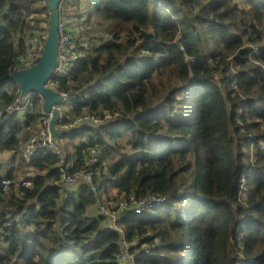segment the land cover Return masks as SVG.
I'll return each mask as SVG.
<instances>
[{
  "label": "trees",
  "instance_id": "obj_1",
  "mask_svg": "<svg viewBox=\"0 0 264 264\" xmlns=\"http://www.w3.org/2000/svg\"><path fill=\"white\" fill-rule=\"evenodd\" d=\"M239 1L64 0L72 33L86 30L76 18L99 20L113 39L88 55L83 41L71 73L55 79L61 90L92 89L62 124L112 116L66 127L64 155L24 161L23 197L0 192V264H120L123 237L98 205L118 210L131 194L166 197L119 219L135 264H264V0ZM43 12L47 0H0V79L47 29ZM19 93L1 83L0 108ZM41 119L38 100L31 113L1 115V151L16 152ZM94 150L85 169L95 190L61 181V166L73 174Z\"/></svg>",
  "mask_w": 264,
  "mask_h": 264
},
{
  "label": "built area",
  "instance_id": "obj_2",
  "mask_svg": "<svg viewBox=\"0 0 264 264\" xmlns=\"http://www.w3.org/2000/svg\"><path fill=\"white\" fill-rule=\"evenodd\" d=\"M59 12L60 21L58 30L60 36L58 44V63L53 70L52 76L48 79L47 84L62 96V100L54 104V107H57L60 110L59 122L62 123L64 118L61 109L63 102L86 98L89 95V91L84 89L65 91L59 89L55 83L56 78H65L71 73L72 68L78 63L81 57L83 44V39L72 33L64 20V16L66 15L64 0H62L59 5ZM46 37L47 29L37 31L27 39L28 49L20 57V65L17 66L18 68L31 66L36 61H38L41 56ZM36 100L41 103V122L35 129V132H31L30 137L25 142H22L23 139L20 141L19 148L17 150L26 162H31L41 152H54L59 155H64V149L62 145L54 142L52 138L50 129L52 112L45 110L43 107L44 97L40 93L31 91L27 92L23 97H17L15 101L7 107L0 108V116L13 113H31L34 110ZM111 116V113H105L104 118H110ZM104 118L98 114H84L76 117L73 121L68 122L65 124V126L72 127L74 124L81 123L84 120H91L93 122L99 123L102 122ZM262 143L264 145V141ZM96 161L97 156L94 150L93 155L87 159L86 164L81 167L79 171L73 174L68 173L64 166H61V181L71 183L81 178L89 183L92 189L95 190L96 186L94 184V172L93 170L85 169V167L95 163ZM30 184V180L19 178L18 172L15 169L12 177L7 176L6 173L0 171V192L6 193L8 195H14V197H23L25 195L24 187H29ZM241 194L243 197H246V190H241ZM165 202L166 197L159 194H149L144 198H138L136 195L131 194L119 201L118 210L110 209L105 203H100L98 205V212L108 215L112 227L123 237L124 250L118 258V262L120 264H135L137 257L135 253L130 252L129 243L125 239L126 231L119 224L120 217L123 215H138L146 209L160 206ZM35 205L39 207L40 203L37 202ZM30 215L31 210L28 208L23 215H16L14 220L22 221L23 219H27Z\"/></svg>",
  "mask_w": 264,
  "mask_h": 264
},
{
  "label": "water",
  "instance_id": "obj_3",
  "mask_svg": "<svg viewBox=\"0 0 264 264\" xmlns=\"http://www.w3.org/2000/svg\"><path fill=\"white\" fill-rule=\"evenodd\" d=\"M62 0H47L49 10V21L47 27V37L40 58L31 66L20 67L11 74L0 79L3 82H13L18 85L19 96L23 97L27 92L40 93L43 97L45 110H52L50 129L54 142L60 144L58 135L65 129L57 126L59 110L53 107L54 103L59 102L62 96L53 90L48 84V79L52 76L53 70L58 63V44H59V5Z\"/></svg>",
  "mask_w": 264,
  "mask_h": 264
},
{
  "label": "rangeland",
  "instance_id": "obj_4",
  "mask_svg": "<svg viewBox=\"0 0 264 264\" xmlns=\"http://www.w3.org/2000/svg\"><path fill=\"white\" fill-rule=\"evenodd\" d=\"M240 3H242V0L239 1ZM42 14V13H41ZM42 19H44L43 23H42V26L44 27V24H48V21H49V15L46 14V12H43V15H42ZM97 24H93L91 21H88V24H87V27H86V30L85 31H81L79 32L80 35L82 36L81 38L83 39V41L85 43H87L84 48L86 49V53L87 55L88 54H92L94 53V46L96 44H99V43H105V42H108V41H112V31H111V26H109L108 23L104 22V21H101V23H99V20H95L93 21ZM110 23H113V21H109ZM41 26V27H42ZM42 30V29H40ZM85 39V40H84ZM125 39V32H123L121 34V37L120 39L116 40V42H122L123 40ZM258 48V47H256ZM103 55V54H102ZM156 81H157V78H156ZM35 132V131H34ZM33 132V133H34ZM91 134L90 131H85V133L82 135L83 138H86L88 137L89 135ZM26 140H23L22 142H25ZM68 141V138H61L60 139V144L61 145H64L66 144ZM0 152L1 149H0ZM10 156V154H9ZM17 157V156H16ZM14 160H15V156H14ZM20 162H22L23 164H19ZM13 163H16V165L18 166V175H23V169H25V163H24V159L21 158V157H17L16 161H14ZM25 177V176H24ZM29 180V179H28Z\"/></svg>",
  "mask_w": 264,
  "mask_h": 264
},
{
  "label": "crops",
  "instance_id": "obj_5",
  "mask_svg": "<svg viewBox=\"0 0 264 264\" xmlns=\"http://www.w3.org/2000/svg\"><path fill=\"white\" fill-rule=\"evenodd\" d=\"M75 21L80 24L81 28L84 29L87 27V24H88V21H86L85 19L83 18H76ZM10 154V156H9ZM14 156H15V160H14ZM21 157L22 156L17 152H11V151H2L0 152V164L2 165L3 169L2 170H6V169H10L12 166H14V169L15 170H18V166L19 164H23L22 162H20L18 164V166L16 165V163H13L14 161H16L17 157ZM18 177L20 178V176L18 175Z\"/></svg>",
  "mask_w": 264,
  "mask_h": 264
},
{
  "label": "clouds",
  "instance_id": "obj_6",
  "mask_svg": "<svg viewBox=\"0 0 264 264\" xmlns=\"http://www.w3.org/2000/svg\"><path fill=\"white\" fill-rule=\"evenodd\" d=\"M256 47H257V46H255V50L258 49V48H256ZM91 90H92L91 88L88 90V91H89V94H90ZM88 96H89V95H88ZM88 96H87V97H88ZM87 97H86V98H87ZM61 100H62V99H61ZM61 100H60V101H61ZM74 100H77V99H74ZM74 100H69V101H65V102H63V106H62V108H61L63 113H64L65 110L68 109V107L72 104V102H73ZM60 101H59V102H60ZM54 104H55V103H54ZM54 104H53V107H54ZM43 107H44V106H43ZM55 108H57V107H55ZM57 109H58V108H57ZM58 110H59V109H58ZM51 112H52V110H51ZM52 115H53V114H52ZM59 116H60V110H59ZM59 116H58L57 126H59V127H61V128H63V129L66 130V129H67L66 126L59 122ZM59 135H60V134H59ZM59 135H58V138H59ZM59 139H60V138H59ZM263 141H264V139L261 140V145L264 147V145H263V143H262ZM59 142H60V140H59ZM244 186L246 187V190H249V189L252 188V186H251V185H248V184H245ZM244 198H245V197H243V195L240 193V194H239V200L242 201Z\"/></svg>",
  "mask_w": 264,
  "mask_h": 264
}]
</instances>
